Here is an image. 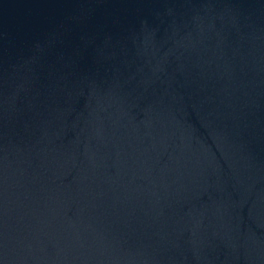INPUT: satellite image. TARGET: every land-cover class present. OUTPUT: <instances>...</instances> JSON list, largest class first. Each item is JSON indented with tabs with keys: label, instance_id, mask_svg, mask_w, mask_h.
Wrapping results in <instances>:
<instances>
[{
	"label": "water",
	"instance_id": "water-1",
	"mask_svg": "<svg viewBox=\"0 0 264 264\" xmlns=\"http://www.w3.org/2000/svg\"><path fill=\"white\" fill-rule=\"evenodd\" d=\"M0 264H264V0H0Z\"/></svg>",
	"mask_w": 264,
	"mask_h": 264
}]
</instances>
